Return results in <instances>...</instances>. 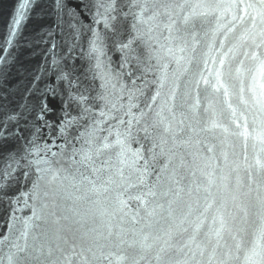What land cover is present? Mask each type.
I'll return each instance as SVG.
<instances>
[{
    "label": "water",
    "instance_id": "1",
    "mask_svg": "<svg viewBox=\"0 0 264 264\" xmlns=\"http://www.w3.org/2000/svg\"><path fill=\"white\" fill-rule=\"evenodd\" d=\"M153 2L161 15L157 22L138 25L145 35L133 45L141 64L133 59L121 68L123 56L116 42L122 25L130 29L132 23L131 16H124L130 9L120 10L127 0H117V19L110 28L97 15L98 6L108 0H0V264H62L65 257L71 264H84L85 259L89 264H264L260 0ZM161 3L172 6L176 23L171 32L164 27L170 21ZM180 4L183 9L176 7ZM152 11L150 7L145 15ZM94 33L104 51L101 67L91 51ZM128 34L124 31L122 38L127 40ZM132 79L144 93L137 95L138 106L132 109L137 116L146 113L140 127L155 124L150 132L167 143L166 155L147 177V187L130 190L147 192L155 185L156 194L146 197V204L129 201L121 211L116 197L122 189L112 184L107 192L94 191L81 176L103 185L121 167L116 150L96 160V167L105 160L113 166L96 174L52 152L59 153L65 143L58 135L60 122L81 113L77 101L69 104L70 95L87 97L84 106L91 109L89 119L67 129L78 136L104 106L100 97L124 105L117 116L127 111V92L121 97L119 88L122 82L130 86ZM157 91L160 95L149 109ZM42 107L46 110L41 113ZM110 124L115 121L101 125L104 131L97 135H107ZM37 128L39 138H34ZM73 143L88 147L83 139ZM45 144L51 151L39 156L63 171L51 183L50 174L40 181L39 198L33 200L24 195L38 175L36 166L29 165L37 156L29 149ZM131 145L139 147L135 140ZM172 153L168 169L160 172ZM5 169L11 174L5 176ZM124 175L137 183L132 169L125 167ZM113 178L120 182L118 176ZM33 208L41 219L29 222L25 236ZM220 216L225 226L217 238L213 233L220 228ZM93 252L107 259L94 260Z\"/></svg>",
    "mask_w": 264,
    "mask_h": 264
},
{
    "label": "snow or ice",
    "instance_id": "2",
    "mask_svg": "<svg viewBox=\"0 0 264 264\" xmlns=\"http://www.w3.org/2000/svg\"><path fill=\"white\" fill-rule=\"evenodd\" d=\"M260 3L262 7V11L260 14L264 16V0H260ZM123 6H126L130 9L129 12L124 13V16L125 18L131 16L132 23L130 25V29H124L122 25L121 32L117 33L118 37H121L117 39V48L123 56L120 67L125 68L127 65L131 64L133 59L136 60L137 65L139 66L141 64L140 56L136 54V48H134L133 45L136 43V41L141 40L144 37L145 33L140 27H138V25L147 24L149 21L157 22L158 17L161 15V13L157 8V4L155 2L150 4V0H127V3L125 5H122L120 10H122ZM101 7L104 9L102 14L99 11V8ZM150 7L151 9H153L152 14L146 16L145 14L149 12ZM159 7L164 8L165 12L169 14L170 22L165 24L164 27L167 28L169 32H171L173 30V25H175L176 23V21L172 19V13L170 11L172 6L161 3L159 4ZM176 7L183 9L184 6L180 4L176 5ZM248 7L252 6L249 5ZM137 8L138 11H132V9ZM117 12V0H108L107 4L101 3L97 9V15H102L105 28L112 27V22L116 21L117 19V16L113 15V13ZM188 21L189 16L185 15L183 17V22L187 24ZM100 22V20L96 21V23ZM124 31L129 32L127 40H124L122 38V33ZM151 31L152 28H148V32L150 33ZM94 36H96L95 33ZM98 39L99 37L96 36V39L92 40L90 43L91 51L96 54L97 67H101L102 61L100 60V57L104 55V51L103 48L97 43ZM10 42L11 41H9V43ZM168 51L171 52V49H169ZM221 64H223V60H221ZM147 71H150V68H144V72ZM117 75L122 76L123 74L120 73ZM128 75L129 77H132L133 74L131 71H129ZM113 79H115V77H113ZM112 87L115 88L116 85L113 84ZM159 87H163V79H161ZM119 92L121 93V97L125 94V92H127L129 101L127 111L124 112L123 115L117 116L116 113L120 112L121 109L124 108V105L121 103L119 107H117L116 103H110L105 97H100V99L104 101V106L96 114L97 118L92 120L91 124L86 126V130L84 132H81L78 136H71L67 132V129L71 128L73 124L78 123L79 120L89 119L91 116V109L87 106H84L86 105L87 97L83 95L79 97H73L70 95L69 104L72 100L77 101V103L81 105V113L79 117H73L71 120L65 119L60 122L58 135L64 139L65 143L64 146L61 147L60 152H52V156L60 157L61 159H67L71 162V164L74 165H81L86 168H90L93 174H96L101 172L102 169L106 170L113 167L109 163V160L103 161L100 167H96V160L100 158L105 152L116 150V157L121 167L116 168L115 171L108 176L107 181L103 185L97 186L83 173H81V176L84 180H88V182L93 185L94 191H98L99 188H102L103 191L107 192L109 190V185L116 184L117 188L122 189L117 193L116 199L117 203L120 205V210L123 211V209L128 207L129 201H139L141 204H146V197L154 196L156 194L153 190L155 188V185L150 187L147 192H137L133 194L130 190L137 188L138 185H144L145 187H147V177L152 174L154 166L156 163H158L159 158L166 155L164 145L167 143V141L162 137H156L152 135V133L150 132V128L155 127V124L148 125L145 123L143 127H140L141 121L143 120L146 113L141 111L139 116H137L132 111L133 108H136L138 106L136 103H134L137 95L144 94L143 89L136 85V79L131 80L130 86L122 82L120 84ZM159 95L160 92L157 91L155 95L151 97L152 103H149L147 105L149 109H151L152 104L155 103ZM121 97H117V99H120ZM45 110L46 109L43 107L40 109L41 113ZM67 115L68 113H65V117H67ZM157 115H159V113H157ZM125 117H127V119H125ZM108 121H115V125L113 126L110 124L107 130L108 134L101 138L97 135V133L104 131L101 125L107 123ZM121 128H123V131H121ZM164 130L165 132H168L169 128L165 127ZM141 132L143 133L142 139L140 137ZM39 133L40 128H37L36 132L32 135L34 138H39ZM113 135H115V139H111ZM81 139H83L84 143L88 145L87 148H85L83 145H81L80 148L75 147L73 141L78 142ZM133 140H135L139 147L135 149L132 148L131 142ZM29 143H33V141H30ZM69 145H71L70 153L67 152ZM157 149H159V151H157ZM41 151L47 153L51 151V148L47 144H45L43 148L37 145L34 149H29L30 153H34L37 156L35 160L29 161V165L36 166V172L38 173V175L36 181L33 182V187L30 193H26L24 195L26 197L30 195L33 200L39 198L41 187L40 181L44 180L45 177L49 176L50 174L51 179L48 182L51 183V181L56 180L58 173L60 171H63V169H54L52 167L53 161L51 159L40 157L39 152ZM169 152H171L170 149ZM172 155H174V153L168 155V159L160 168V172H165L168 169L169 164L171 163ZM77 156L79 157V159H76ZM56 162L59 163V160H57ZM10 167L11 165H9V168ZM125 167L132 169L138 174L137 183H132L128 180L127 177H125ZM10 174L11 173L8 171V169L4 170L5 176ZM25 175H28V173H25ZM116 176L120 178V182L118 184L113 178ZM45 195H47V193H45ZM44 207H47V205H44ZM208 207H211V205H209ZM205 211H207V209H205ZM33 218L37 220L41 219L35 208H33V216L25 222V232L23 233V235L27 236V230L30 226L29 222ZM219 223L220 228L216 229L213 233L217 238L221 236V231L225 226L223 216L219 217ZM199 227L200 225H197V231L199 230ZM192 239H195V237H193ZM64 243H68V241L65 239ZM73 247L75 246L73 245ZM20 250L23 251V249ZM87 251H92V249L88 248ZM48 254L51 255V250H49ZM72 255H76V253L73 252ZM92 257L94 260H99L101 257L107 259V257L103 256L102 252L100 253V256H97L96 253L93 252ZM62 264H71V259L69 257H65V261L62 262ZM84 264H89V262L85 259Z\"/></svg>",
    "mask_w": 264,
    "mask_h": 264
}]
</instances>
